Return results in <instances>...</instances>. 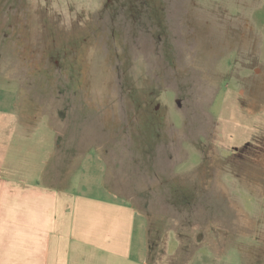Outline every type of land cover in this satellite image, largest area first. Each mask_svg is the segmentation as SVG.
<instances>
[{"label": "rangeland", "instance_id": "obj_1", "mask_svg": "<svg viewBox=\"0 0 264 264\" xmlns=\"http://www.w3.org/2000/svg\"><path fill=\"white\" fill-rule=\"evenodd\" d=\"M1 82L58 134L51 183L100 153L149 264H264V134L232 149L221 123L228 92L264 109V0H0Z\"/></svg>", "mask_w": 264, "mask_h": 264}, {"label": "crops", "instance_id": "obj_2", "mask_svg": "<svg viewBox=\"0 0 264 264\" xmlns=\"http://www.w3.org/2000/svg\"><path fill=\"white\" fill-rule=\"evenodd\" d=\"M225 104L233 112L221 115L225 146L264 134V109L248 112L229 92ZM21 112L19 88L1 82L0 264H149L145 217L111 191L100 153L88 152L66 187L54 185L58 134ZM188 264L242 263L208 249Z\"/></svg>", "mask_w": 264, "mask_h": 264}, {"label": "trees", "instance_id": "obj_3", "mask_svg": "<svg viewBox=\"0 0 264 264\" xmlns=\"http://www.w3.org/2000/svg\"><path fill=\"white\" fill-rule=\"evenodd\" d=\"M58 151H59V149H58ZM192 259V257L191 258H189L186 262H185V264H188L189 263V261Z\"/></svg>", "mask_w": 264, "mask_h": 264}]
</instances>
